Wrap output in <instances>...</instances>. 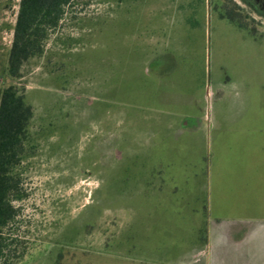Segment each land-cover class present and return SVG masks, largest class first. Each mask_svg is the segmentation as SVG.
<instances>
[{
    "label": "rangeland",
    "instance_id": "obj_1",
    "mask_svg": "<svg viewBox=\"0 0 264 264\" xmlns=\"http://www.w3.org/2000/svg\"><path fill=\"white\" fill-rule=\"evenodd\" d=\"M20 2L0 0V91L13 84L4 69ZM78 3L52 35L45 55L31 60L17 83L34 118L29 156L19 169L27 198L14 203L19 216L11 234L18 240L17 255L24 253L15 264H181L188 230L197 238L181 209L194 206L201 212L209 199L202 191L183 200L166 192L155 196L147 188L172 145L167 122L188 112L186 105L194 99L204 109L206 125L220 129L219 81L231 82L230 102L234 89L240 95L246 66L255 61L220 13L259 35L264 14L246 0ZM161 38L166 41L161 47L172 53H163L164 61L169 57L176 67L159 86L148 64ZM209 85L213 95H207ZM131 93L142 96L134 101ZM190 112L199 115L198 107ZM242 119L226 116L222 125L251 129L254 122ZM196 122L188 117L185 126ZM171 216L176 228L158 243L154 220L166 224ZM213 224L205 219L201 243ZM149 226L150 244L144 242ZM209 249L186 264H202L208 253L216 264L215 247Z\"/></svg>",
    "mask_w": 264,
    "mask_h": 264
},
{
    "label": "crops",
    "instance_id": "obj_2",
    "mask_svg": "<svg viewBox=\"0 0 264 264\" xmlns=\"http://www.w3.org/2000/svg\"><path fill=\"white\" fill-rule=\"evenodd\" d=\"M220 20L237 29L245 48L253 51L255 61L249 64L251 67L246 66L247 72L240 80V95L234 89L232 92L236 97L229 100L230 102L226 101V96L231 82L226 78L219 81L216 93L219 116L222 119L220 129H211L206 125L204 109L194 99L186 105L188 112L181 115L177 113L170 118L166 131H170L172 145L167 157L156 164L158 168L150 177L154 184H147V188H152L155 196L166 192L171 194V198L176 196L183 200L189 198L193 192L202 191L203 197L210 200L207 208L203 207L201 212L194 206L181 209L183 214H188L190 218L187 217L186 220L197 233V238L194 233L191 237L190 230L186 233L189 238L183 242L185 248L180 256L181 264L194 261L201 253L210 252L212 245L218 255L216 264H232L226 262L228 258L234 264H264V34L252 33L230 21ZM16 21L14 27L10 28L11 37ZM155 43L156 56L149 62L148 67L154 71L155 83L162 86L166 83V78L172 75L176 65L169 57L168 62L164 61L166 57L163 53H171L161 47L166 41L161 38L156 39ZM260 51L262 52L259 53ZM207 95H213L211 85L208 86ZM130 96L136 101L142 95L131 93ZM192 107H198L199 115L190 112ZM185 110L184 108L183 111ZM226 116L250 118L254 125L251 129L243 126L232 129L233 126H223V118ZM188 117L197 120L192 128L185 126ZM170 218V223L166 224L154 220L153 237L155 236L158 243L169 237L170 233L166 232L168 229L176 228L173 224L174 217ZM205 219L214 221V224L210 236L201 243L198 234L199 231H204L202 224ZM196 222L200 224L198 230ZM153 227L146 228L145 243H151ZM195 238L200 244L195 243ZM156 253L160 254L161 251ZM210 256V253L206 254L202 264H214Z\"/></svg>",
    "mask_w": 264,
    "mask_h": 264
},
{
    "label": "trees",
    "instance_id": "obj_3",
    "mask_svg": "<svg viewBox=\"0 0 264 264\" xmlns=\"http://www.w3.org/2000/svg\"><path fill=\"white\" fill-rule=\"evenodd\" d=\"M120 1V0H119ZM79 0H21L13 40L4 69L13 84L0 91V264H15L23 257L17 255L18 240L12 238L11 228L19 210L14 206L27 194L22 188L19 172L29 156L30 126L34 110L26 101L17 83L26 75L29 62L45 55L52 35L78 5ZM222 18L245 27L228 14ZM14 248V249H13Z\"/></svg>",
    "mask_w": 264,
    "mask_h": 264
},
{
    "label": "flooded vegetation",
    "instance_id": "obj_4",
    "mask_svg": "<svg viewBox=\"0 0 264 264\" xmlns=\"http://www.w3.org/2000/svg\"><path fill=\"white\" fill-rule=\"evenodd\" d=\"M259 14H264V0H246Z\"/></svg>",
    "mask_w": 264,
    "mask_h": 264
}]
</instances>
